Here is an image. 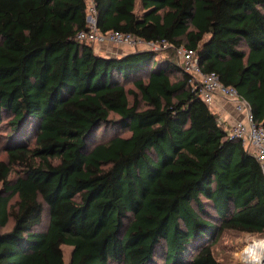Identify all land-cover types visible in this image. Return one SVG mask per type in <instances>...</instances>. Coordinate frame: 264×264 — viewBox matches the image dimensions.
I'll use <instances>...</instances> for the list:
<instances>
[{
	"label": "trees",
	"instance_id": "16d2710c",
	"mask_svg": "<svg viewBox=\"0 0 264 264\" xmlns=\"http://www.w3.org/2000/svg\"><path fill=\"white\" fill-rule=\"evenodd\" d=\"M94 5L100 31L172 46L98 53L86 0H0V264H224L223 231L264 237V172L173 48L264 126V0Z\"/></svg>",
	"mask_w": 264,
	"mask_h": 264
},
{
	"label": "built area",
	"instance_id": "2783aa9c",
	"mask_svg": "<svg viewBox=\"0 0 264 264\" xmlns=\"http://www.w3.org/2000/svg\"><path fill=\"white\" fill-rule=\"evenodd\" d=\"M86 28L80 30L76 37L87 43H97L99 46L117 45L122 47H133L135 49L144 47L152 50H163L172 45L166 40H144L130 32L119 30L100 31L96 26L94 0H86ZM177 60L183 69L190 75V81L196 85L199 95L211 105L215 95L228 98L232 101L236 110L243 114V118L236 121L228 130L230 136L240 138L260 163L264 172V126L255 123L250 106L245 98L238 94L231 85L223 84L214 71L204 72L198 63L195 49L180 45L174 47ZM245 264H255L244 260Z\"/></svg>",
	"mask_w": 264,
	"mask_h": 264
},
{
	"label": "rangeland",
	"instance_id": "374dc122",
	"mask_svg": "<svg viewBox=\"0 0 264 264\" xmlns=\"http://www.w3.org/2000/svg\"><path fill=\"white\" fill-rule=\"evenodd\" d=\"M137 9L140 10L139 7ZM111 46L113 50L118 48L117 45H111ZM98 48H99V45L97 43H93V49L95 52H98ZM134 49L135 48L133 47H129V48L127 47L126 50L133 51ZM157 51H163V50H157ZM6 120L8 119H5L4 122ZM8 127L9 125H7V123H4L2 126H0V141L2 143L5 140V135L8 132ZM122 133L123 135L127 134L126 131ZM0 158H3V159L6 158V155L3 151L0 152ZM10 177L13 178L14 174H11ZM9 226H10V222L8 223L6 227H3L2 230L9 228ZM47 226H48V214L45 208L43 215H42L41 222L36 227V230L40 232H44L46 231ZM260 239H264V237L259 238L258 236L248 233V232L225 230L218 236L212 249H213L215 257L219 259L220 261H222L224 264H245L242 261V258H243L241 255L242 250L244 249L245 245H247L248 243H251L254 240H260ZM62 249H63L64 259L66 262H68L70 259L72 247L69 245H62ZM247 261L252 262V263L255 262V264L257 263V261L259 263L264 262L258 259L257 260L250 259Z\"/></svg>",
	"mask_w": 264,
	"mask_h": 264
},
{
	"label": "crops",
	"instance_id": "0c3cea01",
	"mask_svg": "<svg viewBox=\"0 0 264 264\" xmlns=\"http://www.w3.org/2000/svg\"><path fill=\"white\" fill-rule=\"evenodd\" d=\"M118 48L113 50L112 46H99L98 53L103 54H122L126 52H131L126 50L127 47L117 46ZM129 48V47H128ZM144 47H139L134 50H139ZM133 50V51H134ZM211 110L218 116V121L229 130V128L239 119L243 118V114L235 109L233 103L228 98L221 96L220 94L215 95L211 105Z\"/></svg>",
	"mask_w": 264,
	"mask_h": 264
},
{
	"label": "bare ground",
	"instance_id": "6f19581e",
	"mask_svg": "<svg viewBox=\"0 0 264 264\" xmlns=\"http://www.w3.org/2000/svg\"><path fill=\"white\" fill-rule=\"evenodd\" d=\"M241 255L245 260L258 259L264 261V259H262L264 258V239L254 240L253 242L245 245L244 249L241 252Z\"/></svg>",
	"mask_w": 264,
	"mask_h": 264
},
{
	"label": "water",
	"instance_id": "95a60500",
	"mask_svg": "<svg viewBox=\"0 0 264 264\" xmlns=\"http://www.w3.org/2000/svg\"><path fill=\"white\" fill-rule=\"evenodd\" d=\"M259 264H264V262H262V263H259Z\"/></svg>",
	"mask_w": 264,
	"mask_h": 264
},
{
	"label": "clouds",
	"instance_id": "9594fccd",
	"mask_svg": "<svg viewBox=\"0 0 264 264\" xmlns=\"http://www.w3.org/2000/svg\"><path fill=\"white\" fill-rule=\"evenodd\" d=\"M257 264H259V262L257 261Z\"/></svg>",
	"mask_w": 264,
	"mask_h": 264
}]
</instances>
